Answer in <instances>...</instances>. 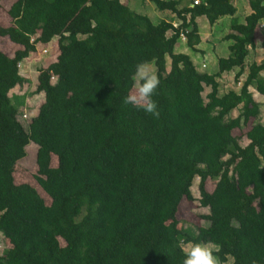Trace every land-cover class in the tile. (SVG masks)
<instances>
[{"label": "trees", "instance_id": "trees-1", "mask_svg": "<svg viewBox=\"0 0 264 264\" xmlns=\"http://www.w3.org/2000/svg\"><path fill=\"white\" fill-rule=\"evenodd\" d=\"M150 1L180 24L154 23L122 0H16L7 10L0 40L18 48L11 55L0 46V232L11 243L0 264H182L194 243L213 244L221 264H264V124L251 91L264 95V60L248 66L239 91L221 94L218 80L246 73L264 0H250L245 22H232L230 53L211 74L175 46L186 32L196 50V19L233 17L232 0ZM55 38L57 55L39 69L34 92L45 101L25 128L10 92L28 81L21 62ZM140 63L157 68V116L123 103ZM235 129H248V144ZM31 142L36 184H18ZM196 177L208 224L187 231L176 214L194 199Z\"/></svg>", "mask_w": 264, "mask_h": 264}, {"label": "rangeland", "instance_id": "rangeland-1", "mask_svg": "<svg viewBox=\"0 0 264 264\" xmlns=\"http://www.w3.org/2000/svg\"><path fill=\"white\" fill-rule=\"evenodd\" d=\"M12 1L13 0H7L4 2L3 7H0V26H7L11 23V19L7 11V8H8L7 6L10 5ZM134 1H135L134 3L136 2L139 3L140 0H134ZM141 1H144L145 4L152 5V8H154V10L147 8L146 9L148 10L147 14H150L152 16L153 18L152 21L154 23H157L158 19L160 20V18L163 17V14L156 8L155 4L152 1L150 0H141ZM232 1H235L238 5L240 4L245 5V3L247 4V0H232ZM130 7L136 11H138L137 9H140L139 7L137 8L134 4H132ZM146 10L144 9L141 11L142 13H144V11ZM169 17L171 16H168V18ZM218 20L213 25H211L208 19L202 16L200 17V20L198 23L200 33L202 34L200 36L201 37L203 36L204 38V41L198 44L199 47L204 50V52L202 51V53H200L201 54L200 58L206 59V61L209 63L208 68H206L207 73L214 72V66L212 64L214 58L217 59V57L218 58L221 56L227 57L229 55L230 53L229 45L231 44L232 41L226 39V36L231 32V29H232L231 22L235 21V22L241 23L244 21V17H243V14L240 12L234 17L223 16L219 22ZM263 38L264 37L262 35V37H259V40H262ZM52 41H53L52 44H47L46 46H44L43 44H39L37 51L31 53L29 57L25 58L21 62L20 72L25 78H27L28 81L24 83L22 86H19V85L16 86L10 92L12 100L18 106V109H19L18 119L24 125L25 128H28L32 119L38 115L39 108L41 104L45 101L44 92H37V93H34V92L36 91L38 83H39L38 81L39 69L51 63V61L55 59L54 58L55 55H57L55 54L57 52V38L53 39ZM176 45H178L177 47L179 50H182L186 46H189L188 42H185L182 40H179V42ZM0 46L2 50H4L5 52L11 55H13V53H15V51L17 50L16 45L14 43L7 42L4 39L0 40ZM43 46L47 48L43 49ZM261 48H263L262 51H259L258 53H254V51L251 50L250 54L246 58V64H247L246 73L238 81L235 78L237 70L224 73L221 76V78H219L220 80L218 79L221 84L220 86L221 94L231 89H234L237 91L240 90L242 83L246 79L248 66L255 60H258L257 61L258 63L264 60V45L261 46ZM103 49L107 50V52L111 51L110 49H106V48H103ZM117 49H122V48L118 47ZM188 50L191 52H195L191 47ZM116 53H117L116 51H113V52L111 51L110 54L116 55ZM131 53L135 54L134 51H131ZM148 66L157 75V68L155 67V65L153 63H148ZM170 68H171V59L168 57L167 58V70L170 71ZM53 77L55 81L56 77L55 76ZM132 91H134V88ZM209 91H210V88L207 87L203 93L205 98ZM251 91L254 93L255 100L259 102L260 104L261 115H260L259 120L264 124V95H262L261 93H258L256 89H254L253 86L251 87ZM19 102H22V103H19ZM238 114H239V109H236L231 112L230 116L236 117ZM24 115H26L27 118H24L23 117ZM247 130L246 129H235L233 132L234 134H237V135L239 134L243 135L240 140V144L243 146H245L249 142L248 138L245 135ZM37 151H38V145L36 143L31 142L27 146L26 156L20 159L16 165V170L14 174L16 183L18 184L30 183L32 185L36 184L35 177L38 171V166L36 162ZM52 164L54 166L58 164V159L56 156L53 157ZM199 182H200V179L196 177V179L194 180L193 186H192V193H193L194 199L188 200L187 198H184L176 214V220L178 222V225L183 230L189 231V230L195 229L196 227L206 226L208 224V221L204 218V215L209 214V208L203 207L201 205ZM207 185H208V189L212 190L216 185V180L209 179L207 181ZM260 185L261 183H257L251 186L248 190L252 192L255 189L259 188ZM62 244H63V241H62ZM209 245L214 246L213 244H209ZM10 247H11V243L0 232V253H2L4 249L10 248ZM190 247L191 245H186L185 250H187ZM232 261L233 259L230 258V260L225 264H232ZM217 264H221L218 257H217Z\"/></svg>", "mask_w": 264, "mask_h": 264}, {"label": "clouds", "instance_id": "clouds-1", "mask_svg": "<svg viewBox=\"0 0 264 264\" xmlns=\"http://www.w3.org/2000/svg\"><path fill=\"white\" fill-rule=\"evenodd\" d=\"M131 79L134 91H129L123 98V103L157 116V105L152 98L159 85L156 73L147 63H140L136 65ZM216 251L218 249L209 244L194 243L184 252L182 264H217V257L214 255Z\"/></svg>", "mask_w": 264, "mask_h": 264}, {"label": "crops", "instance_id": "crops-1", "mask_svg": "<svg viewBox=\"0 0 264 264\" xmlns=\"http://www.w3.org/2000/svg\"><path fill=\"white\" fill-rule=\"evenodd\" d=\"M16 0H13L11 3H10V5H8L7 7V10L9 9V7L11 6V4H13L14 2H15ZM122 2L123 3H125V4H128V5H132V4H134L137 8L139 7L140 9H137L139 12H141L142 13V11L141 10H146L147 8H149V9H151V10H154V8H152V5H149V4H145V2L144 1H139V3L138 2H136V3H134L135 1L134 0H122ZM133 2V3H132ZM233 3H234V5H235V7H236V9H237V11H236V14L235 15H237L238 13H242L243 14V17H244V21L243 22H245V18H246V16L247 15H249L250 13H252V9H251V7H250V0H247V4L245 3V5L243 4H240V5H238L235 1H232ZM190 3H191V0H190ZM182 7V6H181ZM160 11V10H159ZM147 12H148V10H146V11H144V14H147ZM162 14H163V17H159L160 18V20H162V19H165V20H169V21H172L173 23H177V21L179 22V19L177 18V16H176V14H174V13H172L171 11H169V10H165V11H160ZM152 13H153V11H152ZM166 13V14H165ZM151 19H153L152 18V16L150 15V14H147ZM171 16V17H169L168 18V16ZM234 15V16H235ZM233 16V17H234ZM206 18V17H205ZM11 19V18H10ZM222 19V17L221 18H219V20H218V22L220 21ZM159 19H158V22L160 21ZM197 23H199V20H200V17H198L197 19ZM217 22V21H216ZM233 22V21H232ZM231 22V23H232ZM242 23V22H241ZM263 33V34H262ZM200 35H202L201 33H200ZM262 35H263V37H264V22L262 21V22H260V24H259V26L257 27V29H256V34H255V39H256V46L255 47H253L252 49L250 48V52H251V50L252 51H254V53H258L259 51H262V49L263 48H261V46H263L264 45V38L262 39V40H259V37H262ZM201 39H202V41L201 42H203L204 41V38H203V36L201 37ZM180 40V39H179ZM179 42V41H178ZM177 42V43H178ZM53 43V41H51L50 43H48V44H52ZM44 46H46L47 44H43ZM43 46V49H45V48H47V47H44ZM178 45H176L175 46V52L176 53H184V54H187V55H189L190 56V58L192 59V61H193V63H194V65L196 66V68H197V70L198 71H200V72H206V68H208V66H209V63L206 61V59H201L200 58V53H202V51L204 52V50L203 49H201L200 47H199V45H197L196 46V50L195 49H193L195 52H191V51H189L188 49L190 48L189 46H186L185 48H183L182 50H179L178 49V47H177ZM16 48H18V45H16ZM195 55V56H194ZM192 56H194V57H192ZM53 59V58H52ZM53 61V60H52ZM51 61V62H52ZM218 61H219V58L217 57V59H213V62H212V64H213V66H214V72H212V73H216L218 70H219V64H218ZM256 62L258 61V60H255ZM203 64H205V66H203ZM209 73V72H208ZM211 74V73H210ZM220 80V79H219ZM255 89V88H254ZM257 91V90H256ZM259 93V92H258Z\"/></svg>", "mask_w": 264, "mask_h": 264}, {"label": "built area", "instance_id": "built-area-1", "mask_svg": "<svg viewBox=\"0 0 264 264\" xmlns=\"http://www.w3.org/2000/svg\"><path fill=\"white\" fill-rule=\"evenodd\" d=\"M200 2V0H193V4H198ZM180 23H174L175 26H178ZM180 40L182 41H187L188 37H187V33L186 32H181L180 33ZM203 66H205V64H203ZM52 79L54 80V77H52ZM24 118H27L26 115L23 116Z\"/></svg>", "mask_w": 264, "mask_h": 264}]
</instances>
